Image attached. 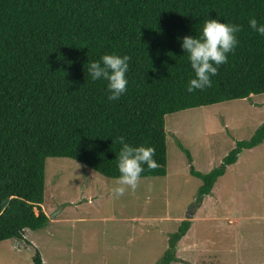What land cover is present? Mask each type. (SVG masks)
Wrapping results in <instances>:
<instances>
[{
	"label": "trees",
	"instance_id": "1",
	"mask_svg": "<svg viewBox=\"0 0 264 264\" xmlns=\"http://www.w3.org/2000/svg\"><path fill=\"white\" fill-rule=\"evenodd\" d=\"M208 18L239 25V43L210 88L188 93L192 72L178 38L199 36ZM251 18L264 24V0H0V243L48 226L47 159L115 179L113 140L124 136L155 149L157 167L145 166L141 179L166 177L168 115L263 95L264 37L250 29ZM105 54L131 57L128 90L116 102L106 98V81L87 74V62ZM261 144L264 125L210 173L191 167L202 182L198 203L244 149ZM191 227L182 222L158 264L176 261ZM34 263L43 264L39 252Z\"/></svg>",
	"mask_w": 264,
	"mask_h": 264
},
{
	"label": "rangeland",
	"instance_id": "2",
	"mask_svg": "<svg viewBox=\"0 0 264 264\" xmlns=\"http://www.w3.org/2000/svg\"><path fill=\"white\" fill-rule=\"evenodd\" d=\"M263 125L264 94L168 115L167 176L140 179L120 197L114 179L47 159L49 224L24 241L1 242L0 264H35L37 252L43 264H158L183 221L192 227L171 264H264V144L244 149L200 203L202 182L191 173L220 167Z\"/></svg>",
	"mask_w": 264,
	"mask_h": 264
},
{
	"label": "clouds",
	"instance_id": "3",
	"mask_svg": "<svg viewBox=\"0 0 264 264\" xmlns=\"http://www.w3.org/2000/svg\"><path fill=\"white\" fill-rule=\"evenodd\" d=\"M248 25L256 34L264 37V24L251 18ZM240 31L239 25L208 18L204 20L199 36L178 38L192 72L186 88L188 93L212 86V77L218 74L219 67L228 62V55L237 47V33ZM130 60L128 55L105 54L99 60L87 62V74L91 82H107L105 95L109 102H116L126 94ZM113 143L120 145L116 155L119 176L114 179L111 192L115 197H120L126 190L136 189L145 166L154 169L157 164L153 147L133 146L126 142L124 136L117 137Z\"/></svg>",
	"mask_w": 264,
	"mask_h": 264
},
{
	"label": "water",
	"instance_id": "4",
	"mask_svg": "<svg viewBox=\"0 0 264 264\" xmlns=\"http://www.w3.org/2000/svg\"><path fill=\"white\" fill-rule=\"evenodd\" d=\"M194 215H195L194 212H191V213L189 214L188 218L193 217Z\"/></svg>",
	"mask_w": 264,
	"mask_h": 264
},
{
	"label": "crops",
	"instance_id": "5",
	"mask_svg": "<svg viewBox=\"0 0 264 264\" xmlns=\"http://www.w3.org/2000/svg\"><path fill=\"white\" fill-rule=\"evenodd\" d=\"M29 233H30V231H28V233H27V234L29 235ZM27 234H26V235H27ZM20 244H21V242H20Z\"/></svg>",
	"mask_w": 264,
	"mask_h": 264
}]
</instances>
